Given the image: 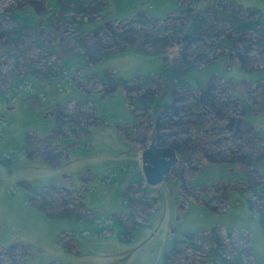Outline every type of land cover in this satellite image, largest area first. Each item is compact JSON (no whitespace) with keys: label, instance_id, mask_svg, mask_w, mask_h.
Wrapping results in <instances>:
<instances>
[{"label":"rangeland","instance_id":"obj_1","mask_svg":"<svg viewBox=\"0 0 264 264\" xmlns=\"http://www.w3.org/2000/svg\"><path fill=\"white\" fill-rule=\"evenodd\" d=\"M233 18L264 21V0H0V264H264V25ZM192 51L204 85L160 74ZM179 117L209 127L172 134ZM153 141L178 156L157 186Z\"/></svg>","mask_w":264,"mask_h":264},{"label":"trees","instance_id":"obj_2","mask_svg":"<svg viewBox=\"0 0 264 264\" xmlns=\"http://www.w3.org/2000/svg\"><path fill=\"white\" fill-rule=\"evenodd\" d=\"M74 1H80V0H74ZM215 13L217 15H220V13L216 10H215ZM27 14L28 13H26V12H25V14L24 13L18 14L19 15L18 16L19 21L20 22H22V21L26 22L27 26L29 24V26L31 27V30H33L37 33L38 27L36 26L35 20H32V18H28ZM231 20H232V29L237 34H243V33H246L248 31H257L260 29L259 28L260 25H264V21H246V20H241L238 18H233ZM193 22L194 23H193L188 35L189 36L200 35L203 31L201 30V27L199 25L200 24L199 20L195 19ZM30 23H32V24H30ZM24 27L25 26L20 25L18 28H16L12 32L15 34H21V31ZM12 32L8 31L7 34L8 33L10 34ZM135 33H138V32H135ZM263 35H264V31H263ZM134 36L135 35L131 34L128 37H126V39L133 38ZM149 36H151V35L143 34V36H141V37L149 38ZM137 37H140V35H137ZM137 37L133 38L134 39L133 41L130 39V41H132V42L136 41L137 42V39H138ZM153 38L154 37H152V39ZM14 40H17V39H14ZM263 40H264V38H263ZM236 41H237V39H234V37H231V35H230L227 37V39H224L222 41V45L220 47H223V46L226 47L227 46V47H230L232 49V51H238V48L236 46ZM81 43H82V41H81ZM83 43H84V41H83ZM83 43L81 45L84 49ZM141 47H143V45ZM85 51L86 52H84V55H82V59H81L82 63L85 64L87 60L96 59L94 52H91L87 47H86ZM238 52H240V51H238ZM186 56L187 55H185L184 59L181 61V64L179 66H176L174 68H169V69H167L163 66L162 69L160 70V72H161L160 74L165 75L168 78V80H172V81L177 80L180 82V84H185V83H187L186 81H188V82H191L192 84H195L197 86L204 85L203 83L206 82L205 80H207V81L210 80V77L214 73L216 68L215 67L214 68L213 67H207L206 69L203 70V72L194 71L193 67H192L193 63L195 61H198V59L201 58L202 54L200 52L192 51L187 57ZM246 61L247 60L245 58L241 59V63H243L244 65H245ZM224 63H225V60L223 59L219 63L218 66H220L221 68H224ZM75 64L70 62L69 66H71V68H73L72 66H75ZM78 64H80V63H78ZM74 70L75 69H73L71 71H74ZM254 72L255 73L250 72L252 74L249 75L253 80H259L262 77H264V70L254 71ZM176 94H177L176 92L173 93V95H172L173 98H175V96H177ZM219 105H221V103H218V102L214 103V101H212L211 108L214 109V112H217L219 115L222 116V115H224V113L222 111V108L218 107ZM246 105L249 107V104H246ZM250 108L251 107H249V110H250ZM173 113L178 116L179 111L176 109V111ZM32 114L34 115V117H36V115L33 112H32ZM171 120H172L171 126L168 128V130H170V132L172 134H175V135L180 134V133H189L190 130H192L194 128L202 129L204 127V123H200V122H193L192 123V122H189L188 120L184 121L182 119V117H179L178 119H171ZM29 121H30V119H29ZM237 123L239 126L237 129L234 127V125H236V124L234 122L231 123L230 128L233 132L232 136H235V135L238 136L241 132L246 134L250 131L249 130L251 128V126L249 125L250 122H247L244 120H240V121L238 120ZM212 124L217 126V127H214V129L220 128L218 125H216V121H213ZM207 127H209V126H205L203 129H207ZM203 146L204 145L199 142V139H193V140L188 139L186 141V144H185V149L186 150L197 149V148H201ZM223 264H225V262Z\"/></svg>","mask_w":264,"mask_h":264},{"label":"water","instance_id":"obj_3","mask_svg":"<svg viewBox=\"0 0 264 264\" xmlns=\"http://www.w3.org/2000/svg\"><path fill=\"white\" fill-rule=\"evenodd\" d=\"M143 172L150 186L160 184L178 162L177 152L170 146L160 147L153 141L143 151Z\"/></svg>","mask_w":264,"mask_h":264},{"label":"flooded vegetation","instance_id":"obj_4","mask_svg":"<svg viewBox=\"0 0 264 264\" xmlns=\"http://www.w3.org/2000/svg\"><path fill=\"white\" fill-rule=\"evenodd\" d=\"M83 55H84V53H83ZM78 63L79 62H76V64H75V66H72V67H77L78 68ZM77 68H75V69H77ZM9 110H12L13 108H14V106H8L7 107ZM36 118L39 120V123H38V125L39 124H41L42 125V127L43 128H46V129H49V127L51 126V122L52 121H50L49 119H44L43 120V118L41 117V120H40V118L36 115ZM43 120V121H42ZM35 126H37V125H35ZM2 130V129H1ZM44 131V130H43ZM20 147H21V149L23 148V143H21V145H20ZM16 148H19V147H15V149ZM10 150H12V148L10 149ZM9 150V151H10ZM178 157V156H177ZM177 164V163H176Z\"/></svg>","mask_w":264,"mask_h":264}]
</instances>
